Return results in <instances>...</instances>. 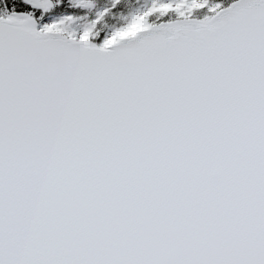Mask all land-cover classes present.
Returning a JSON list of instances; mask_svg holds the SVG:
<instances>
[{
    "label": "snow or ice",
    "instance_id": "obj_1",
    "mask_svg": "<svg viewBox=\"0 0 264 264\" xmlns=\"http://www.w3.org/2000/svg\"><path fill=\"white\" fill-rule=\"evenodd\" d=\"M0 264H264V0H0Z\"/></svg>",
    "mask_w": 264,
    "mask_h": 264
}]
</instances>
